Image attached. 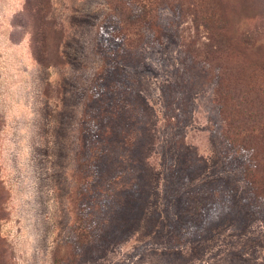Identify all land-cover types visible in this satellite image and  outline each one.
<instances>
[{"label":"rangeland","instance_id":"1","mask_svg":"<svg viewBox=\"0 0 264 264\" xmlns=\"http://www.w3.org/2000/svg\"><path fill=\"white\" fill-rule=\"evenodd\" d=\"M150 1L0 0V264H264V0Z\"/></svg>","mask_w":264,"mask_h":264},{"label":"trees","instance_id":"2","mask_svg":"<svg viewBox=\"0 0 264 264\" xmlns=\"http://www.w3.org/2000/svg\"><path fill=\"white\" fill-rule=\"evenodd\" d=\"M142 2V3H141ZM139 2V13L140 15L144 16L145 18H148V13H149V7L152 4L150 0H141ZM148 16V17H147ZM97 147L94 148L93 154L89 155L88 152H84L81 156L79 155L77 159V168L80 172H88L90 168H92L96 158H97ZM80 180H82V183L84 184V177H81Z\"/></svg>","mask_w":264,"mask_h":264}]
</instances>
